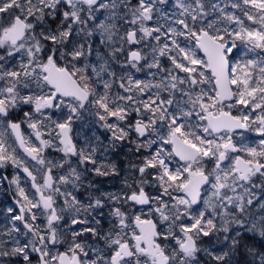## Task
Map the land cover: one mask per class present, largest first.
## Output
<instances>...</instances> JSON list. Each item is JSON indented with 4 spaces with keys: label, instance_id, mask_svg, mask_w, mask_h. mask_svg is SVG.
<instances>
[{
    "label": "snow or ice",
    "instance_id": "6c2138e0",
    "mask_svg": "<svg viewBox=\"0 0 264 264\" xmlns=\"http://www.w3.org/2000/svg\"><path fill=\"white\" fill-rule=\"evenodd\" d=\"M0 189V264H264V0H0Z\"/></svg>",
    "mask_w": 264,
    "mask_h": 264
},
{
    "label": "flooded vegetation",
    "instance_id": "af4514ba",
    "mask_svg": "<svg viewBox=\"0 0 264 264\" xmlns=\"http://www.w3.org/2000/svg\"><path fill=\"white\" fill-rule=\"evenodd\" d=\"M11 172H12V170L9 169L8 170L9 175H11ZM115 187H117V185H114L113 187H111V189L115 188ZM10 204H11V198L8 195L4 194L3 190L0 189V209L4 208V207H6V206H8Z\"/></svg>",
    "mask_w": 264,
    "mask_h": 264
},
{
    "label": "trees",
    "instance_id": "16d2710c",
    "mask_svg": "<svg viewBox=\"0 0 264 264\" xmlns=\"http://www.w3.org/2000/svg\"><path fill=\"white\" fill-rule=\"evenodd\" d=\"M119 158H121V159H124V157H123V154L121 153L120 154V157ZM108 180H114V179H112V178H108V179H101V186L103 187V188H105V189H111V186H107L105 183L106 182H109ZM116 181V180H115ZM113 182V181H112ZM117 182V181H116ZM261 245L262 246H264V242H261Z\"/></svg>",
    "mask_w": 264,
    "mask_h": 264
},
{
    "label": "rangeland",
    "instance_id": "374dc122",
    "mask_svg": "<svg viewBox=\"0 0 264 264\" xmlns=\"http://www.w3.org/2000/svg\"><path fill=\"white\" fill-rule=\"evenodd\" d=\"M27 131V130H26ZM253 139H258L257 137H252ZM116 179H114V180H108L109 182H106V184H107V186H111V187H113L114 185H117V187L119 186V181L118 180H116ZM113 181V182H112Z\"/></svg>",
    "mask_w": 264,
    "mask_h": 264
}]
</instances>
